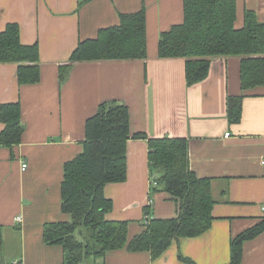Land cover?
<instances>
[{
    "label": "crops",
    "instance_id": "0c3cea01",
    "mask_svg": "<svg viewBox=\"0 0 264 264\" xmlns=\"http://www.w3.org/2000/svg\"><path fill=\"white\" fill-rule=\"evenodd\" d=\"M235 28L245 10L263 11V0H235ZM144 10L146 59L74 63L79 41L118 24L119 14ZM264 16V13H263ZM183 21V0H0V32L7 24L20 28L24 45L37 44L40 80L19 86L17 65L0 64V105L19 102L22 141L0 148V256L20 264H63L60 246L46 245L43 227L65 221L60 187L64 163L82 150L86 120L104 102L123 103L129 110L130 133L148 139L183 138L190 170L211 180L213 221L200 236L172 241L156 259L147 251L107 252L86 264H228L231 240L258 224L264 207V86L241 89L240 58H213L205 80L188 86L183 59H160V35ZM242 96L241 120L227 117V99ZM3 126L0 124V132ZM228 133V137H225ZM147 140L127 142L126 180L108 184V221H126L128 239L143 230L150 216L172 219L178 205L165 191L150 199ZM26 163L27 168L21 171ZM21 217V222L15 221ZM240 264H264V232L242 244Z\"/></svg>",
    "mask_w": 264,
    "mask_h": 264
},
{
    "label": "trees",
    "instance_id": "16d2710c",
    "mask_svg": "<svg viewBox=\"0 0 264 264\" xmlns=\"http://www.w3.org/2000/svg\"><path fill=\"white\" fill-rule=\"evenodd\" d=\"M235 20V0H183V21L160 35L157 55L160 59H183L188 86L207 78L211 59L239 57L241 89L263 87L264 17L260 21L254 10H245L240 29L235 28ZM146 48L144 10L119 14L117 25L99 30L93 39L79 41L69 65L60 67L59 81L62 84L67 79L74 63L144 60ZM6 63L17 65L19 86L39 82L38 45L22 44L16 23L7 24L0 32V64ZM242 98L227 99V117L232 124L241 120ZM0 124V148L19 145L24 132L19 102L0 105ZM129 127L126 105L116 101L101 103L86 120L81 152L64 163L60 199L61 211L67 218L43 227L44 243L61 247L63 264H86L122 249L147 251L156 259L172 241L200 236L211 226V180L198 178L190 170L185 139H148L144 134L132 135ZM131 138L147 140L150 199L158 190L167 192L178 205V215L154 219L149 203L144 212L148 219L142 222L144 230L129 240L126 221L105 218L112 210V202L104 196V187L126 180V150ZM262 232L264 213L258 224L231 240L228 264H240L243 242ZM1 247L0 227V250ZM179 260L194 264L181 255Z\"/></svg>",
    "mask_w": 264,
    "mask_h": 264
},
{
    "label": "rangeland",
    "instance_id": "374dc122",
    "mask_svg": "<svg viewBox=\"0 0 264 264\" xmlns=\"http://www.w3.org/2000/svg\"><path fill=\"white\" fill-rule=\"evenodd\" d=\"M263 13H264V12H263ZM263 13L261 14V11L258 10V14H259V16L262 17V18L264 17V16H263ZM11 247H12V246L10 245V248H9V259H6V258L3 259V257L0 256V264H12V262H13V258H12V256H11L12 253H11V251H10V250H11ZM0 255H1V254H0Z\"/></svg>",
    "mask_w": 264,
    "mask_h": 264
},
{
    "label": "built area",
    "instance_id": "2783aa9c",
    "mask_svg": "<svg viewBox=\"0 0 264 264\" xmlns=\"http://www.w3.org/2000/svg\"><path fill=\"white\" fill-rule=\"evenodd\" d=\"M228 133H225V137H228ZM26 168H27V164L26 163H24L22 166H21V171H25L26 170ZM153 185H155V182H153ZM263 212H264V207H263ZM145 221L148 219V217H146L145 216ZM15 221L16 222H18V223H20L21 222V217H16L15 218ZM17 262H14L13 264H16Z\"/></svg>",
    "mask_w": 264,
    "mask_h": 264
}]
</instances>
